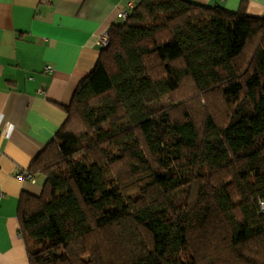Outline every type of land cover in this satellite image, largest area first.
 <instances>
[{"label": "trees", "instance_id": "trees-1", "mask_svg": "<svg viewBox=\"0 0 264 264\" xmlns=\"http://www.w3.org/2000/svg\"><path fill=\"white\" fill-rule=\"evenodd\" d=\"M107 38L27 171L28 263L264 264V19L141 0Z\"/></svg>", "mask_w": 264, "mask_h": 264}, {"label": "crops", "instance_id": "crops-1", "mask_svg": "<svg viewBox=\"0 0 264 264\" xmlns=\"http://www.w3.org/2000/svg\"><path fill=\"white\" fill-rule=\"evenodd\" d=\"M141 0H0V264H29L19 235L22 195L45 181L20 180L66 120L80 82L94 69L100 39L119 9ZM264 19V0H188ZM50 67L51 72H45Z\"/></svg>", "mask_w": 264, "mask_h": 264}, {"label": "built area", "instance_id": "built-area-1", "mask_svg": "<svg viewBox=\"0 0 264 264\" xmlns=\"http://www.w3.org/2000/svg\"><path fill=\"white\" fill-rule=\"evenodd\" d=\"M134 6H135V3H133V2L126 3L123 8L119 9V11L117 13V18L121 21L126 20L129 16L130 11L133 10ZM107 41H108V38H107V34H106L100 39V46L101 47L106 46ZM45 72H48V73L51 72V68L46 67ZM17 178L20 180L34 181V177L32 175H30L28 172L19 173L17 175Z\"/></svg>", "mask_w": 264, "mask_h": 264}]
</instances>
